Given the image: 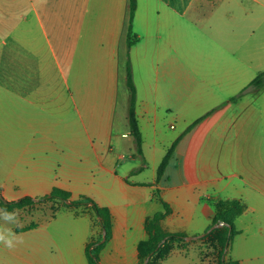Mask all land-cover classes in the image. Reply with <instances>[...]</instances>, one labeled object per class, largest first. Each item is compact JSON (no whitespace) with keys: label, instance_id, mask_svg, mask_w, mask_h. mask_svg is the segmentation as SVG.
I'll return each instance as SVG.
<instances>
[{"label":"crops","instance_id":"obj_1","mask_svg":"<svg viewBox=\"0 0 264 264\" xmlns=\"http://www.w3.org/2000/svg\"><path fill=\"white\" fill-rule=\"evenodd\" d=\"M128 59L142 158L130 137ZM262 71L264 0H137L132 18L130 0H0V195L57 187L107 208L100 264H139L145 221L161 210L155 190L170 207L162 228L187 236L205 234L213 201L239 200L230 255L264 264V89L229 101ZM217 107L155 184L172 143ZM0 226L22 241L0 244V264H89L86 248L102 235L87 209ZM196 251L161 264H212Z\"/></svg>","mask_w":264,"mask_h":264},{"label":"trees","instance_id":"obj_2","mask_svg":"<svg viewBox=\"0 0 264 264\" xmlns=\"http://www.w3.org/2000/svg\"><path fill=\"white\" fill-rule=\"evenodd\" d=\"M136 5L137 0H130L131 18L134 15ZM130 33L131 29H129L128 48L133 45L135 40V38L132 37ZM125 71L126 85L129 91L128 121L130 128V137L135 146L134 156L142 158V137L135 111L137 92L129 59L126 62ZM263 89L264 71L258 73L240 93L230 98L229 101H236L242 98V96H244L246 93H258ZM219 107L213 109L212 111L195 120L172 143L157 168L155 184L160 181V178L163 175L172 154L174 153L182 138ZM139 170L140 169H137L132 173L134 174ZM154 197L160 203L161 210L151 217L147 218V220L145 221V231L147 233V239L145 241H142L138 245L139 264H143L147 257H150L147 264H161L165 259H167L176 251L186 253L189 246L193 242H187L185 240L187 235L184 233L167 232L162 228L161 222L170 213V207L161 199L158 190L154 191ZM66 201H69L70 203L66 204ZM43 204H50L52 211L50 218H53L59 210L64 208H72L76 210L87 209L92 212L101 230L105 231L106 239L105 242L100 243L102 239V235L100 234L97 239L91 241L88 244L85 255L89 264H100V254L110 238L112 229V218L107 208L98 206L92 199L88 197L81 196L77 199H73L69 191L57 187H54L47 195L38 198L26 196L16 201H7L0 195V208L1 210H6L8 212L24 210L29 207ZM213 206L215 209V215L211 222V225L207 228V230L210 229L211 226L219 223H223L224 225L211 230L209 233L205 234L201 239H199L206 247L204 253L203 251L199 253V259L205 261L209 255H212L215 257L216 264H239L238 261L234 260L231 257L229 249L234 236L238 234L234 222L235 219L243 212L244 204L239 200H218L213 201Z\"/></svg>","mask_w":264,"mask_h":264},{"label":"rangeland","instance_id":"obj_3","mask_svg":"<svg viewBox=\"0 0 264 264\" xmlns=\"http://www.w3.org/2000/svg\"><path fill=\"white\" fill-rule=\"evenodd\" d=\"M51 206L50 204H43V205H38L34 207H29L27 209L21 210L18 212V220H19V226H25L29 227L33 224H36L37 222H40L41 218H48L51 216ZM26 217V218H25ZM194 249L199 255L201 251H205L206 247L203 245V242L200 240L193 241L192 244L189 246L188 249ZM208 261L212 264H216L215 262V257L212 255H209L208 258L205 260ZM264 263V258L261 261Z\"/></svg>","mask_w":264,"mask_h":264},{"label":"clouds","instance_id":"obj_4","mask_svg":"<svg viewBox=\"0 0 264 264\" xmlns=\"http://www.w3.org/2000/svg\"><path fill=\"white\" fill-rule=\"evenodd\" d=\"M2 211L4 215L3 217H0V219H3L8 224H19L16 212H8L6 210ZM17 243H22V241L18 240L11 228L0 226V244H3L8 249H12Z\"/></svg>","mask_w":264,"mask_h":264},{"label":"water","instance_id":"obj_5","mask_svg":"<svg viewBox=\"0 0 264 264\" xmlns=\"http://www.w3.org/2000/svg\"><path fill=\"white\" fill-rule=\"evenodd\" d=\"M69 203H70L69 201H66V204H69ZM223 225H224L223 223H219V224L213 225V226L210 227V229H208V230L206 231L205 234H207V233H209L211 230H213V229H215V228H218V227H221V226H223ZM205 234H203V235H198V236H186L185 240H186L187 242L196 241V240L201 239ZM105 239H106V233H105V231L103 230V231H102V239H101L100 243L105 242ZM149 259H150V257H147V258L145 259V261H144L143 264H147L148 261H149Z\"/></svg>","mask_w":264,"mask_h":264}]
</instances>
